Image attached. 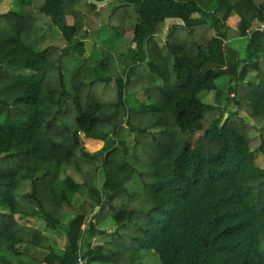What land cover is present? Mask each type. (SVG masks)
I'll return each instance as SVG.
<instances>
[{"label":"trees","instance_id":"1","mask_svg":"<svg viewBox=\"0 0 264 264\" xmlns=\"http://www.w3.org/2000/svg\"><path fill=\"white\" fill-rule=\"evenodd\" d=\"M113 2L116 37L98 58L90 0L0 13V264H76L80 250L86 264L141 250L160 264H264V0ZM141 94L150 103L132 110ZM30 218L65 224L63 249ZM108 218L111 238L82 249Z\"/></svg>","mask_w":264,"mask_h":264},{"label":"rangeland","instance_id":"2","mask_svg":"<svg viewBox=\"0 0 264 264\" xmlns=\"http://www.w3.org/2000/svg\"><path fill=\"white\" fill-rule=\"evenodd\" d=\"M9 1L10 0H1L0 1V13L5 12L9 6ZM256 4H260L263 2V0H254ZM114 6L113 0H110L106 5L103 6H98L94 11L90 12L87 16L86 19V29H88V34H89V39L85 42L86 43V48L88 51L93 50L94 52L92 53L95 58H98V56L102 54V51L100 53V49L105 48V49H111L112 48V41L116 37V33L114 30L108 28L106 26L107 23V18L110 14L111 8ZM115 36V37H114ZM49 42H53L55 44H60L61 43V37L58 36L54 38L53 40H49ZM234 44L240 48V54L241 56L244 55L245 53V45H246V39L245 38H237L233 41ZM97 49V50H96ZM77 62L82 63L79 59ZM254 73L251 72L246 79H252ZM222 78V77H221ZM221 78L216 80V83L221 82ZM200 93L199 96H202L203 99L206 101L208 100L209 102L212 103H218L220 100L219 96H216L214 93ZM129 100H130V105L133 108L132 110H139V109H145V106H148L150 103V100L148 101L146 96L141 94L139 96H130L129 95ZM90 143L94 142H87L86 143V148L89 150L91 153L99 150L102 146V142L99 143H94L92 146H90ZM99 161V160H98ZM256 162L260 167H264V156L261 154L257 155ZM103 182V177L100 174V178L98 180V184L100 185ZM81 201V198H79ZM79 200L77 197L73 198V204L76 207L79 204ZM91 214L88 215V218L90 217ZM71 216V213H68L67 216H65V221L64 223L67 222L69 217ZM29 223H31L33 226L41 229L42 231H46L50 234H48L51 239L53 240L50 241L49 243L53 248L59 250H62L64 243H65V224L62 225L61 228L58 229H53L52 232L48 231L47 227L45 226V223L38 218H30ZM116 224L113 222L111 218L106 219L103 223L98 225V230H105L106 233L104 235H97L94 234L91 238L85 234L84 239L81 244V248L85 249L86 244L88 241L92 242L93 245L96 243H101L106 240H109L111 236L109 235L110 232H113ZM84 227V225H83ZM51 230V229H50ZM28 251V250H27ZM29 251L33 253L34 256L38 258H43L46 254L45 249H40V248H29ZM133 264H160V261L156 254L153 252H150L149 250H141L139 253V256L137 259L133 262Z\"/></svg>","mask_w":264,"mask_h":264},{"label":"built area","instance_id":"3","mask_svg":"<svg viewBox=\"0 0 264 264\" xmlns=\"http://www.w3.org/2000/svg\"><path fill=\"white\" fill-rule=\"evenodd\" d=\"M253 27H254V29H263L264 28V24L263 23L255 24ZM90 221H92L93 223H95V220L94 219L88 218L87 221L84 224V227L82 226V228L84 230H87L88 229V223ZM91 245H93V244L91 243ZM78 254H79V257H78V260H77L76 264H86V262H87V256H83V253H82L81 250L79 251Z\"/></svg>","mask_w":264,"mask_h":264},{"label":"water","instance_id":"4","mask_svg":"<svg viewBox=\"0 0 264 264\" xmlns=\"http://www.w3.org/2000/svg\"><path fill=\"white\" fill-rule=\"evenodd\" d=\"M90 2L98 7V6L106 5L108 2H110V0H90ZM226 115L227 114L224 115V118L226 117Z\"/></svg>","mask_w":264,"mask_h":264},{"label":"crops","instance_id":"5","mask_svg":"<svg viewBox=\"0 0 264 264\" xmlns=\"http://www.w3.org/2000/svg\"><path fill=\"white\" fill-rule=\"evenodd\" d=\"M63 247H64V246H63ZM63 247H62V248H63ZM150 252H152V251H150Z\"/></svg>","mask_w":264,"mask_h":264}]
</instances>
